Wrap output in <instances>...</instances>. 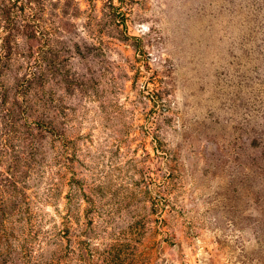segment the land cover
<instances>
[{"label": "rangeland", "instance_id": "374dc122", "mask_svg": "<svg viewBox=\"0 0 264 264\" xmlns=\"http://www.w3.org/2000/svg\"><path fill=\"white\" fill-rule=\"evenodd\" d=\"M0 264H264V0H0Z\"/></svg>", "mask_w": 264, "mask_h": 264}]
</instances>
